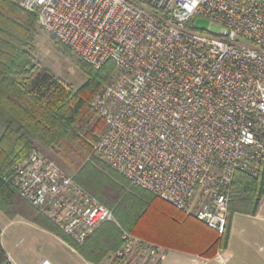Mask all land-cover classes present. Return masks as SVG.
I'll return each instance as SVG.
<instances>
[{
    "label": "built area",
    "instance_id": "2783aa9c",
    "mask_svg": "<svg viewBox=\"0 0 264 264\" xmlns=\"http://www.w3.org/2000/svg\"><path fill=\"white\" fill-rule=\"evenodd\" d=\"M11 1L95 70L115 62L92 103L106 126L95 156L223 235L236 174L256 176L264 162V0ZM198 17L214 29H197ZM12 179L75 245L106 223L120 227L111 209L38 151ZM121 239L111 264L166 258L155 242L123 229Z\"/></svg>",
    "mask_w": 264,
    "mask_h": 264
},
{
    "label": "trees",
    "instance_id": "16d2710c",
    "mask_svg": "<svg viewBox=\"0 0 264 264\" xmlns=\"http://www.w3.org/2000/svg\"><path fill=\"white\" fill-rule=\"evenodd\" d=\"M40 32L37 14L23 10L11 0H0V211L11 220L24 217L66 241L67 237L20 197L13 183L15 168L35 150L61 170L67 172L71 168L75 180L111 209L120 225L106 223L83 246L74 244L86 259L99 263L119 250L122 229L163 245L162 228L172 226L171 223L179 230L189 227L202 236L204 243L198 251L201 256L213 257L218 250H225L234 216L258 213L264 199V162L256 176L236 174L223 235L133 185L94 156V145L99 140L96 132L104 131L106 126L92 103L113 79L115 62L109 61L104 68L95 70L52 37L56 48L86 75L85 84L75 90L36 59ZM103 185L108 192L99 191ZM2 233L0 228V264H11L1 243ZM190 250L197 251L193 246Z\"/></svg>",
    "mask_w": 264,
    "mask_h": 264
},
{
    "label": "rangeland",
    "instance_id": "374dc122",
    "mask_svg": "<svg viewBox=\"0 0 264 264\" xmlns=\"http://www.w3.org/2000/svg\"><path fill=\"white\" fill-rule=\"evenodd\" d=\"M194 26L206 32H210L215 27L204 17L196 18ZM39 27L41 32L36 41V59L75 90L79 89L85 84L86 75L69 57L56 48L52 36L40 25ZM72 55L74 56L75 53L72 52ZM102 132L97 131L96 135L99 137ZM101 162L105 163L103 160ZM66 173L73 176L74 172L69 168ZM99 191L105 193L108 189L103 185L99 187ZM0 228L3 231L1 243L13 264H42L43 260H48L51 264H86L78 254L74 253L72 248L78 252L76 248L78 245L74 246L68 237L66 241L70 240L67 243H71L72 248L51 234L54 232L45 227L42 228L51 233L41 230L20 216L11 220L0 212ZM221 252L229 257V261L225 264H264V204L258 217L236 216L228 247L225 250H218L215 257ZM164 260L166 261V258ZM109 263L107 260L105 264ZM165 264L172 263L167 260Z\"/></svg>",
    "mask_w": 264,
    "mask_h": 264
},
{
    "label": "crops",
    "instance_id": "0c3cea01",
    "mask_svg": "<svg viewBox=\"0 0 264 264\" xmlns=\"http://www.w3.org/2000/svg\"><path fill=\"white\" fill-rule=\"evenodd\" d=\"M263 204H264V199L262 200V203L260 205L258 213L254 217L259 216ZM236 216L247 217V215H243V214H236L234 216L230 239H231V236L233 233V225H234V221H235ZM22 218L28 222H31L24 217H22ZM31 223L41 230H44L46 232H50V231L46 230L45 228L39 227L38 225H36L33 222H31ZM171 225L172 226H169L168 228H166L164 230L162 228L163 234H162V236H160L161 237L160 239L165 244L163 243V245H161V244L155 242V243L165 247L166 249H168V252L166 254V261L165 260H163V261H143L141 264H165L167 262V260H169V262H171L172 264H216V263L224 264L221 260H219L215 256H213V257L200 256V252H198V251L201 250V248L199 245H201L204 242H202L203 241L202 236H200V234L195 232V230H191L189 227L184 228L182 230H179V229H177V227L175 228L173 223H171ZM51 234H53L57 239H59L61 242H63L67 246H70V244L65 242L63 239H61L56 234H54V233H51ZM160 239L158 241H160ZM192 246H193V248L197 249V251H191L190 249L192 248ZM72 250L74 251V253L78 254V256L81 258V260H83L86 264H105L107 262V260L110 262V259L108 256L109 254L104 259H102L101 262L95 263L93 261L86 259L81 253L77 252L75 249L72 248ZM9 260H10L11 264H13L10 257H9ZM109 264H111V263H109Z\"/></svg>",
    "mask_w": 264,
    "mask_h": 264
}]
</instances>
